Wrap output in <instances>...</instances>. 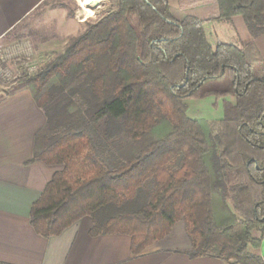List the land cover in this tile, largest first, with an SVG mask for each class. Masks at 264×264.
I'll return each instance as SVG.
<instances>
[{
  "label": "trees",
  "instance_id": "1",
  "mask_svg": "<svg viewBox=\"0 0 264 264\" xmlns=\"http://www.w3.org/2000/svg\"><path fill=\"white\" fill-rule=\"evenodd\" d=\"M237 15L252 42L213 49L204 24ZM100 62L84 113L106 139L107 121L120 119L130 142L106 156L88 128L57 133L79 110L46 109ZM27 88L46 116L33 160L60 166L32 204L36 233L59 235L89 216L92 236L127 234L139 254L182 221L190 258L264 264L249 251L260 246L252 231H264V0H214L185 12L167 0H118ZM208 94L234 102L222 101L214 123L189 118L185 100Z\"/></svg>",
  "mask_w": 264,
  "mask_h": 264
},
{
  "label": "crops",
  "instance_id": "2",
  "mask_svg": "<svg viewBox=\"0 0 264 264\" xmlns=\"http://www.w3.org/2000/svg\"><path fill=\"white\" fill-rule=\"evenodd\" d=\"M47 1L0 0V41L46 6ZM187 1L167 0L171 7H181L184 12L214 3V0H198L195 4ZM204 31L213 49L219 43L240 48L253 40L239 15L208 21ZM223 100L234 102L232 97ZM45 123V113L27 87L7 91L0 83V264H235L210 256L190 258L187 252L191 243L182 221L139 254L132 253L131 237L127 234L92 236L89 216L80 218L59 235L44 237L36 233L30 223L32 204L59 170L58 166L33 160L35 137ZM252 235L260 239V246L249 247V251L264 258V231L254 229Z\"/></svg>",
  "mask_w": 264,
  "mask_h": 264
},
{
  "label": "rangeland",
  "instance_id": "3",
  "mask_svg": "<svg viewBox=\"0 0 264 264\" xmlns=\"http://www.w3.org/2000/svg\"><path fill=\"white\" fill-rule=\"evenodd\" d=\"M117 1L99 0L97 4H94L92 13L85 18L81 15L80 9L87 4L88 0H48L46 6L33 13L16 30L0 41V63L7 65L12 71L9 79L2 80L0 78V83L7 91L18 87H27L29 78L39 74L59 55L63 54L66 48L84 32L87 25L96 22L108 10L115 8ZM49 9L56 10L52 13L55 15L50 14ZM60 13H62L61 16L58 15ZM68 29L70 31L66 33L65 31ZM27 63L35 66V69L28 74L23 72L24 64ZM17 70L18 73L16 74ZM104 71L105 66L100 62L91 78L80 79L72 84L73 87H77L74 93L65 92L61 95L55 94L52 99L49 98L46 109L52 114H59L66 105H68L69 112L79 110L81 113L76 116L75 121L70 122L67 128L59 129L57 133L61 135L66 131L88 128L94 140L105 146L104 156H106L110 152L115 153L114 146L124 149L130 147V142L121 128L120 119L107 121L106 129L111 139H106L101 134L100 127L93 126L84 113L88 101L86 99L88 97V83L92 77L103 74ZM106 79L110 81L109 77ZM186 103V114L191 119L208 122L210 119L221 117L223 114L221 98L217 99L213 94L204 97H192L187 99ZM111 140L114 143L110 142Z\"/></svg>",
  "mask_w": 264,
  "mask_h": 264
},
{
  "label": "built area",
  "instance_id": "4",
  "mask_svg": "<svg viewBox=\"0 0 264 264\" xmlns=\"http://www.w3.org/2000/svg\"><path fill=\"white\" fill-rule=\"evenodd\" d=\"M25 67L23 68V72L25 71V73H30L35 69V66H33L32 64H24ZM18 73V70L16 72V74ZM12 75V71L9 69V67L5 64H1L0 63V78L2 80H7L9 79V77ZM15 77V76H14Z\"/></svg>",
  "mask_w": 264,
  "mask_h": 264
},
{
  "label": "bare ground",
  "instance_id": "5",
  "mask_svg": "<svg viewBox=\"0 0 264 264\" xmlns=\"http://www.w3.org/2000/svg\"><path fill=\"white\" fill-rule=\"evenodd\" d=\"M98 1L99 0H88L87 4L80 9L81 15L87 18L90 15L92 8L95 7L94 4Z\"/></svg>",
  "mask_w": 264,
  "mask_h": 264
}]
</instances>
